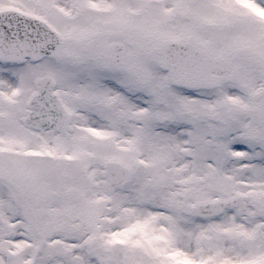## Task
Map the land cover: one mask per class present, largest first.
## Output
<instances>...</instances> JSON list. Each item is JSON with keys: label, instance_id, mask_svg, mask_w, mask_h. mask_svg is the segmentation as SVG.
<instances>
[{"label": "snow or ice", "instance_id": "obj_1", "mask_svg": "<svg viewBox=\"0 0 264 264\" xmlns=\"http://www.w3.org/2000/svg\"><path fill=\"white\" fill-rule=\"evenodd\" d=\"M0 264H264V0H0Z\"/></svg>", "mask_w": 264, "mask_h": 264}]
</instances>
